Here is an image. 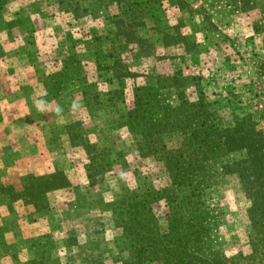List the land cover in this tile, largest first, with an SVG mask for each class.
Listing matches in <instances>:
<instances>
[{
    "label": "rangeland",
    "instance_id": "374dc122",
    "mask_svg": "<svg viewBox=\"0 0 264 264\" xmlns=\"http://www.w3.org/2000/svg\"><path fill=\"white\" fill-rule=\"evenodd\" d=\"M246 115L264 132V0H0V264H127L126 202L165 190L149 200L166 231L168 158ZM243 154L214 151L199 177L201 251L264 264L225 169Z\"/></svg>",
    "mask_w": 264,
    "mask_h": 264
},
{
    "label": "trees",
    "instance_id": "16d2710c",
    "mask_svg": "<svg viewBox=\"0 0 264 264\" xmlns=\"http://www.w3.org/2000/svg\"><path fill=\"white\" fill-rule=\"evenodd\" d=\"M245 3L253 4V0H245ZM177 5L180 6V3ZM180 38L181 33L177 31L175 36L163 35L165 45H170L175 39L179 42ZM195 46V41L187 42L185 53L195 50ZM180 82L182 85L183 81L175 79V83ZM179 100L183 104L184 99L180 94ZM197 128L187 133V137L184 136L181 147L168 158V168L174 171L171 178L176 189L169 192L167 199L169 202L166 206L170 209L167 230L159 232L156 224L153 230V219L156 216L152 213L149 200L164 197L165 190L153 192L154 197L149 192L135 195L138 202L131 203V198L126 202V217L122 225L127 233L131 235L130 232H134L136 235L137 245L134 243L131 247L136 249V246H140L138 251H129L127 264H251L249 258L244 257V261L240 262L236 258L224 257L222 252L201 251L203 241L211 239V231L210 224L206 226L202 190L197 185L201 174L210 180L206 177V165L210 161V154L216 150L223 154L236 151L244 153L241 160L227 167L225 165V169L229 168L226 172L239 176L243 191L251 203L249 218L253 227L262 235L264 246V132L258 128L251 115L236 119L231 127L207 126L204 120ZM195 144L196 148L193 147ZM136 204L140 205L134 207ZM155 247L159 251H152Z\"/></svg>",
    "mask_w": 264,
    "mask_h": 264
},
{
    "label": "clouds",
    "instance_id": "9594fccd",
    "mask_svg": "<svg viewBox=\"0 0 264 264\" xmlns=\"http://www.w3.org/2000/svg\"><path fill=\"white\" fill-rule=\"evenodd\" d=\"M36 107L37 110L40 112H45L46 111V107H45V102L43 100H39L36 102ZM77 107V105L75 103L72 104V109L75 110ZM62 110L60 108L56 109V112L59 114Z\"/></svg>",
    "mask_w": 264,
    "mask_h": 264
}]
</instances>
